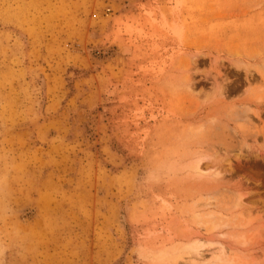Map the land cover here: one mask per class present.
Segmentation results:
<instances>
[{
  "label": "rangeland",
  "instance_id": "374dc122",
  "mask_svg": "<svg viewBox=\"0 0 264 264\" xmlns=\"http://www.w3.org/2000/svg\"><path fill=\"white\" fill-rule=\"evenodd\" d=\"M263 67L264 0H0V264H264Z\"/></svg>",
  "mask_w": 264,
  "mask_h": 264
},
{
  "label": "bare ground",
  "instance_id": "6f19581e",
  "mask_svg": "<svg viewBox=\"0 0 264 264\" xmlns=\"http://www.w3.org/2000/svg\"><path fill=\"white\" fill-rule=\"evenodd\" d=\"M212 62H213L212 65H215L214 68L216 67L215 69H218V65H217L218 63L216 62L214 64V60ZM197 66L198 65L195 62V60H190V61H188L186 63V69L184 71V73H186V75L184 74L185 75L184 76L185 88L189 92H191V93H193L194 91H196V89H194V87H193V85H194L193 82H192V79H193L192 77L193 76H191V73H189V72L190 71H193L194 72V70H197V68H198ZM192 74H194V73H192ZM213 161H215V160H213ZM193 162L194 161H192V163ZM200 163H201V158H200V160L198 158L193 163V165L191 164L192 165L191 172H192V175L194 177H196L198 179L199 178H204V177H205V179H207L206 176H209L208 179L210 178V176L213 177V178L211 177L212 179H214V177H215V179L217 178V175H218V173H220V171H218L219 169L218 170L217 169L214 170V167H217L215 165V163L214 164H212V163L210 164L209 163L211 166H208V165L207 166L206 165L204 166L203 165L204 167L203 166L201 167ZM233 206L236 209L237 208L239 209L241 207V200H240V198L235 202V204ZM214 216H215V213H210V214L206 215V217H209V218L214 217ZM194 217L195 218H200L201 216L200 215H194ZM247 222L243 226H248V223L249 222L248 223ZM206 223H208V222H206ZM202 225H203L202 227L206 226L205 223L202 224ZM209 225H210V228H209L208 232L209 231H212V230H214V229L217 228V225L214 224L212 221H211V223ZM199 226H200V223H199ZM180 246H179V250H180L179 253H181V256L180 257H181V259L183 261V264H231V260H228V258H226L227 257V254L231 250V248H229V247L226 248V247H224L222 245L217 246L214 249V251L212 252V255L214 254L213 255V257H214L213 260L212 261H210V260L207 261L208 259L205 260V258L203 257V252H204L203 249H204L205 244H202L199 241H196L195 240V241L188 242V244H185V245L183 244V246H181V247ZM177 258H179V257H177ZM254 262L255 261H253V264H254ZM255 264H256V262H255Z\"/></svg>",
  "mask_w": 264,
  "mask_h": 264
}]
</instances>
